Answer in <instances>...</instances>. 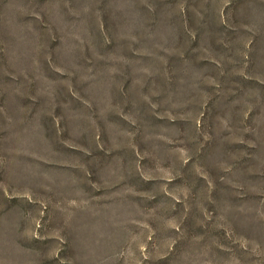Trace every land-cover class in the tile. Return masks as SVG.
<instances>
[{"label":"rangeland","instance_id":"rangeland-1","mask_svg":"<svg viewBox=\"0 0 264 264\" xmlns=\"http://www.w3.org/2000/svg\"><path fill=\"white\" fill-rule=\"evenodd\" d=\"M0 264H264V0H0Z\"/></svg>","mask_w":264,"mask_h":264}]
</instances>
